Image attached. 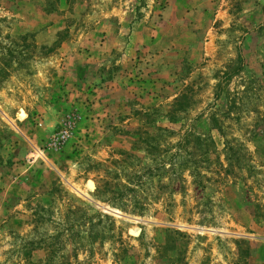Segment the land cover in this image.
<instances>
[{
	"label": "rangeland",
	"instance_id": "obj_1",
	"mask_svg": "<svg viewBox=\"0 0 264 264\" xmlns=\"http://www.w3.org/2000/svg\"><path fill=\"white\" fill-rule=\"evenodd\" d=\"M0 264H264V0H0Z\"/></svg>",
	"mask_w": 264,
	"mask_h": 264
}]
</instances>
